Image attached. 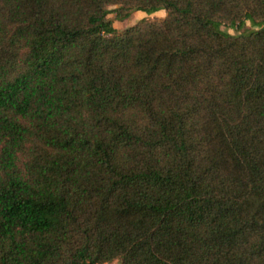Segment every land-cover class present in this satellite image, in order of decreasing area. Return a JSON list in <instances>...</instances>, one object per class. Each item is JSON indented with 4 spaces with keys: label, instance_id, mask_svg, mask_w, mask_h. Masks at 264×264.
<instances>
[{
    "label": "trees",
    "instance_id": "obj_1",
    "mask_svg": "<svg viewBox=\"0 0 264 264\" xmlns=\"http://www.w3.org/2000/svg\"><path fill=\"white\" fill-rule=\"evenodd\" d=\"M115 260L264 264V0H0V264Z\"/></svg>",
    "mask_w": 264,
    "mask_h": 264
},
{
    "label": "rangeland",
    "instance_id": "obj_2",
    "mask_svg": "<svg viewBox=\"0 0 264 264\" xmlns=\"http://www.w3.org/2000/svg\"><path fill=\"white\" fill-rule=\"evenodd\" d=\"M165 15V11H158L156 13H153V14H148V13H145V12H142V11H136L134 12L130 18L126 19V20H123V21H120L116 18L115 16V13H110L108 15V18L111 19L113 21V24L116 28L122 30L128 26H131L133 25L134 23H136L137 21L143 19V18H154V17H162ZM252 28V25L249 21L246 22V26L244 27L243 30H248ZM222 29L231 33V34H239L240 32L235 30V29H232V28H229L227 26H222ZM113 264H120L119 261L115 260L113 262Z\"/></svg>",
    "mask_w": 264,
    "mask_h": 264
}]
</instances>
